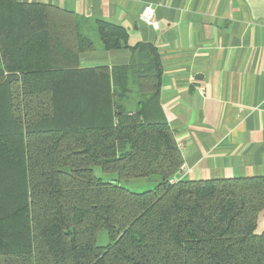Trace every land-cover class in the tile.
Returning a JSON list of instances; mask_svg holds the SVG:
<instances>
[{"label": "trees", "instance_id": "1", "mask_svg": "<svg viewBox=\"0 0 264 264\" xmlns=\"http://www.w3.org/2000/svg\"><path fill=\"white\" fill-rule=\"evenodd\" d=\"M98 47L131 60L82 67ZM161 77L158 48L123 25L0 0V264H264V176L170 183L184 160Z\"/></svg>", "mask_w": 264, "mask_h": 264}, {"label": "crops", "instance_id": "2", "mask_svg": "<svg viewBox=\"0 0 264 264\" xmlns=\"http://www.w3.org/2000/svg\"><path fill=\"white\" fill-rule=\"evenodd\" d=\"M23 1L123 25L130 45L158 48L160 108L188 169L184 178L264 176V0ZM147 6L157 29L141 20ZM130 60L128 48L98 47L80 55L82 67Z\"/></svg>", "mask_w": 264, "mask_h": 264}, {"label": "rangeland", "instance_id": "3", "mask_svg": "<svg viewBox=\"0 0 264 264\" xmlns=\"http://www.w3.org/2000/svg\"><path fill=\"white\" fill-rule=\"evenodd\" d=\"M135 91L136 88L134 87V92L131 96V99L126 100L127 103L126 107L128 109L132 107V105L137 101V99L144 98L143 96L137 94ZM94 170L96 175L103 178L104 180H110L117 177L115 173H106L100 167H95ZM159 181H160V177L152 176L149 178L122 180L121 184L124 187L130 189L131 191L142 192L149 189H153L159 183ZM263 231H264V211L260 214L256 233H262ZM108 243H109L108 233L106 231H101L98 237V244L104 246L107 245Z\"/></svg>", "mask_w": 264, "mask_h": 264}, {"label": "built area", "instance_id": "4", "mask_svg": "<svg viewBox=\"0 0 264 264\" xmlns=\"http://www.w3.org/2000/svg\"><path fill=\"white\" fill-rule=\"evenodd\" d=\"M140 17L144 23L151 25L154 29H157L159 27V23L154 17V9L151 6L145 7ZM187 172L188 169L183 163L179 167L177 173L170 179V183H176L180 179L184 178Z\"/></svg>", "mask_w": 264, "mask_h": 264}]
</instances>
